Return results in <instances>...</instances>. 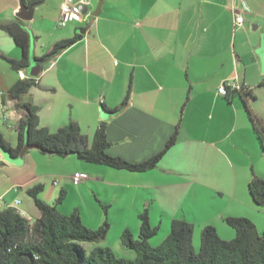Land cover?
Wrapping results in <instances>:
<instances>
[{
	"label": "crops",
	"instance_id": "crops-1",
	"mask_svg": "<svg viewBox=\"0 0 264 264\" xmlns=\"http://www.w3.org/2000/svg\"><path fill=\"white\" fill-rule=\"evenodd\" d=\"M23 1L35 6L22 10L21 0H0V114L15 129L11 135L16 142V125L23 114L18 106L21 101L35 106L40 124L51 131L76 122L91 144L99 123L104 120L102 111L118 107L130 83L127 104L105 120L110 141L108 153L142 162L161 151L176 129L178 136L157 166L146 171L95 164L72 154L62 157L43 153L35 147L17 161H11L0 148V161L24 165L27 157L38 150L50 162L69 164L68 172L62 174L56 171L37 174L35 170L31 180L46 185V175L56 177L58 173L61 181L54 179V184L59 183L66 195L71 189L80 201H85V195L100 203L129 201L120 233L129 228L138 236L139 214L145 208L151 224L160 226L159 242L169 234L173 219L192 223L195 249L197 238L201 243L202 230L208 224L214 225L224 239L235 237V229L229 228L225 221L227 216L248 217L258 228L257 222L244 211L256 206L248 185L255 176L264 178V170H256L254 163L253 168L246 170L245 164L239 167L232 164L230 151L237 146L230 145L229 140L238 133L248 140L261 160L264 150L250 117L247 119L241 103L235 102L238 94L229 99L218 93L221 82L233 77L242 64L245 72L240 74L241 80L252 83L264 78V41L260 63L254 56H245V42L241 41L236 48V35L231 33L235 30L234 7L240 2L246 9H257L255 0H101L99 15L93 14L99 0H88L83 7L87 13L65 26L59 24V17L66 0ZM14 21L29 31L30 50L32 46L36 58H41L61 39L76 33L82 37L48 58L40 73L31 76L27 68L17 71L9 61L21 58L22 50L1 24ZM245 24L243 28L248 32ZM258 28L254 23L253 29ZM257 40L253 42L256 48ZM250 66L255 68L254 76L248 75ZM23 77H34L36 82L20 98L12 96L10 89ZM262 97L264 101V86ZM77 171L88 175L79 185L72 182ZM208 174L214 182L206 180ZM223 177L225 182L220 181ZM58 194L57 191L55 200ZM20 203L19 208L14 203L12 206L32 221L40 217L35 203ZM171 203L175 209L170 207ZM220 203L223 205L211 214L209 207ZM60 204L57 207L65 214L83 207L82 212L79 208L81 217L90 228H98L106 219L101 211L93 214L85 204H74L71 210ZM6 206L0 202V209ZM153 240H149L150 244L157 245L158 241L153 244ZM105 245L112 247L107 242Z\"/></svg>",
	"mask_w": 264,
	"mask_h": 264
},
{
	"label": "trees",
	"instance_id": "trees-1",
	"mask_svg": "<svg viewBox=\"0 0 264 264\" xmlns=\"http://www.w3.org/2000/svg\"><path fill=\"white\" fill-rule=\"evenodd\" d=\"M1 27L11 34L22 50L21 58L9 60L12 67L17 71L26 69L30 64L29 31L16 21L3 23ZM81 37V33H76L55 42L41 58L57 55ZM35 82L34 77L20 78L10 89V94L20 98L29 92ZM260 86H264V78ZM130 92L131 83L122 103L108 109L109 112H117L123 108L128 102ZM246 94H251V91ZM245 97L243 96L245 107L259 144L264 150V128L259 127ZM18 106L23 114L16 125L17 143L13 145L0 132V148L8 152L11 158H17L27 143L43 153L62 157L76 154L80 159L95 164L146 171L157 166L162 156L175 144L178 136L176 129L157 154L142 162H131L108 153L110 141L105 120L99 123L93 141L89 144L87 135L76 122L72 121L57 131H51L40 124L35 106L21 101ZM248 186L253 201L264 205V178L255 176ZM42 190V183H36L27 189L41 212L40 217L33 221L16 207L8 205L0 209V264H264V231L258 232L255 223L248 217H225L227 224L236 231L232 239L222 238L214 225H206L201 233L200 249L196 251L193 246L194 225L184 219H173L170 232L164 240L158 245L150 244L149 240L158 234L160 226L151 224L148 208L139 214L141 226L138 236L129 228L121 233L122 244L136 252L135 258L119 256L110 246H96L88 251L83 243L105 239L110 228L108 220L98 228H90L84 224L79 208L69 214L58 209V204L65 199V190H60L53 204L39 196ZM103 207L106 209L107 205Z\"/></svg>",
	"mask_w": 264,
	"mask_h": 264
},
{
	"label": "rangeland",
	"instance_id": "rangeland-1",
	"mask_svg": "<svg viewBox=\"0 0 264 264\" xmlns=\"http://www.w3.org/2000/svg\"><path fill=\"white\" fill-rule=\"evenodd\" d=\"M255 1H256L257 9H254V8L246 9V7L244 5L242 6L240 2L236 5L237 8H240L242 11L249 12V14L243 13L245 16V20H246L245 25L246 27L249 28V31L246 32L245 28L241 27L237 31L235 30L233 31L232 29L231 33H234V35H236V48H239L238 46L241 41L245 42L244 43L246 45V46L244 45L245 51L243 50V52H245L246 54L245 56L247 57L248 55L249 57L254 56L257 61L262 63V53L259 52V50L261 51L262 40L264 37V34L262 33V0H255ZM100 2L101 0L98 1L95 9L97 8ZM87 8L89 9L90 6H87ZM81 9H84V8L79 7L77 11L80 12ZM89 12L91 13L92 10L89 9ZM93 17L94 16L92 15L91 18ZM254 23L259 25V28L256 30L253 29ZM70 26L71 24L69 23V27ZM46 38L47 37H44V39ZM255 38L258 39L257 40L258 49L254 47L253 45ZM39 52H41L39 54H43L44 51H39ZM254 70H255L254 66H250L247 70L248 75L254 76ZM242 72H245V67L243 64L240 66L238 71L235 72L234 76L240 77V74H242ZM262 79L263 78L260 79V82ZM260 82H256V81H252V83L249 82L252 87V90H251L252 93L246 94L244 96H246L245 99H246L250 112L257 120L259 127L262 128L263 126L262 124L264 123V101L262 97V86H260ZM236 97L237 98L235 99V102L239 101L241 103L243 107V111L246 117H248L247 119H249V112L245 107V101H244L243 96L237 95ZM0 126H1L0 128H2L1 133L4 135V137L8 139L13 145H15L17 142L15 141V137H12L11 135L12 133H14L15 129L11 127L10 121L6 123L3 120L2 114H0ZM237 134L235 133L233 135V138L229 140L230 145L231 143H234L237 146V149L234 148L233 150V148H231L232 149L230 151V158L232 160L231 163L238 167L245 164V167H244L245 170L246 168H249V169L253 168V163H254L255 169L256 170L260 169L263 172L264 170L263 153H262V160H261V157L257 158L254 153V150L251 147V144H248L249 143L248 140L246 138L243 139V137H240ZM243 142H246V143L243 144ZM240 144H243V145H240ZM35 151L36 152H32V154L27 157L26 161H24V165H18L15 163L10 164V162L8 163L4 160L0 161V195L2 197V199H0V202L3 203L5 206L7 204L8 205L11 204V206L15 204V206L19 208L22 204L21 203L16 204L15 199H20L21 202H24V205H27V203L29 202L34 203L33 198L29 195L27 189L30 186L39 182L38 180L32 182L33 180L32 178H34L35 176L34 174H36L35 170L36 172H38L37 174L39 173L47 174V172L50 173L52 171L61 172V174L64 172H68L69 164H58V163L50 162V160H47L48 158H46L48 156H45V154L39 152L38 150H35ZM72 155H76V154H72ZM8 158H9V155H8ZM59 175L60 174L58 173L56 177L52 175H46L47 183L46 185H43V190L40 192V195H39L43 200H45L46 202L50 204L54 203L55 193L57 194V191L59 193V190L61 189L59 183L54 184V179L58 180L59 182L61 181V177ZM29 180H31V182ZM206 180L210 183L215 181V179L210 177V174L207 175ZM225 180H226V177H223V180H220V181L225 182ZM93 200H94L93 197L89 199V197L85 195V201H80L79 198L76 196L75 192L69 189L64 201L62 202L63 205L66 206V208L69 206V210H71L70 207H72L74 204H80V205L82 204V206H84L83 204H85L87 207L91 209L93 214H96L98 213V211L99 212L101 211L106 218L105 220H108V222L110 223V228L108 230V234H109L108 239L107 240L103 239L98 242H84L85 248L88 251H90L93 247H96L97 245L106 246L105 244L107 242V244H110L112 246L111 248L119 256H123L126 258H135L136 252L134 250L130 248H127L128 250H125V248H122L123 244L121 241V233H120V224L122 223L124 219H127V213H128L127 207H128L129 201H123V202L121 201H113V202L102 201L100 203L99 201H95V200L93 201ZM223 203H220L219 205H215V204L211 205L209 207L210 213L211 214L215 213L218 209L217 206L220 207L223 205ZM61 205L62 204H60L58 207L60 208ZM103 205H107V208L105 209ZM255 205L256 206H253L254 208H252L251 210L245 209L244 212H246L247 214H250V216L257 222V225H258L257 230L258 232L262 233L264 231V205H258L256 203ZM170 207L172 209H175L174 203H171ZM79 208L81 209V212H82L83 207H79ZM130 224H131L130 226H133L132 222ZM228 227L233 229V227H231L230 225H228ZM161 235H162V231H159L157 235L152 237L153 239L155 238V240H153V244L156 243V241H158L160 238H162ZM161 242L162 241L160 242L158 241L157 245L160 244ZM195 243H196L195 250L199 251L200 239L197 238ZM121 249L124 251H128V252H123ZM127 255L128 256L130 255V257H128Z\"/></svg>",
	"mask_w": 264,
	"mask_h": 264
},
{
	"label": "built area",
	"instance_id": "built-area-1",
	"mask_svg": "<svg viewBox=\"0 0 264 264\" xmlns=\"http://www.w3.org/2000/svg\"><path fill=\"white\" fill-rule=\"evenodd\" d=\"M88 4V0H66L61 7V13L59 17V24L61 26L67 25V23L73 19H79L83 15V9L77 11L80 7H84ZM244 11L240 8L234 7L233 14H234V28L235 30L241 28L245 24V16ZM252 90L251 85L241 80L239 76H234L231 78H227L221 82L218 87V93L224 95L225 97L232 99L235 95L244 96L246 93ZM6 118V117H5ZM88 175L82 171H77L72 176V182L75 185H79ZM20 199L15 201L16 204L20 203ZM20 211V210H19ZM23 215H26L22 211H20ZM30 219V218H29Z\"/></svg>",
	"mask_w": 264,
	"mask_h": 264
},
{
	"label": "water",
	"instance_id": "water-1",
	"mask_svg": "<svg viewBox=\"0 0 264 264\" xmlns=\"http://www.w3.org/2000/svg\"><path fill=\"white\" fill-rule=\"evenodd\" d=\"M35 6V3L31 4L30 6H28L23 0H21V8L22 10H32L33 7ZM101 6H102V2L99 3V5L97 6L96 10L93 12L94 15H99L100 12H101ZM83 12L87 13V9L85 8L83 10ZM18 16H21L19 13H17ZM32 14V13H31ZM263 41H264V37H263ZM32 46H31V50H30V64L29 66L27 67L28 69V72L31 76H37L41 69H42V64L44 62H46L48 60V58H36L33 56V51H32ZM259 52L262 53V47H261V51L259 50ZM114 114V112H109V111H105L103 110L102 111V118L104 120H108L109 117ZM29 148H32V146H29L27 143L25 144L23 150L21 151L20 155L17 157V158H11L9 156L10 159L14 160V161H17L18 159L22 160V157L24 156L25 152L29 149ZM6 152V151H5ZM8 154V152H6ZM9 155V154H8ZM11 160V161H12Z\"/></svg>",
	"mask_w": 264,
	"mask_h": 264
},
{
	"label": "bare ground",
	"instance_id": "bare-ground-1",
	"mask_svg": "<svg viewBox=\"0 0 264 264\" xmlns=\"http://www.w3.org/2000/svg\"><path fill=\"white\" fill-rule=\"evenodd\" d=\"M84 10V9H83Z\"/></svg>",
	"mask_w": 264,
	"mask_h": 264
}]
</instances>
